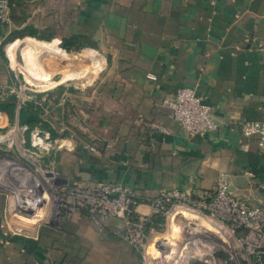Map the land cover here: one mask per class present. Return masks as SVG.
<instances>
[{"label":"crops","instance_id":"1","mask_svg":"<svg viewBox=\"0 0 264 264\" xmlns=\"http://www.w3.org/2000/svg\"><path fill=\"white\" fill-rule=\"evenodd\" d=\"M11 5L9 23L0 25V84L21 91L22 104L41 93L40 107L48 112L42 117L57 133L54 140L38 131L32 134L37 143L30 138L31 146L42 149L41 170L55 173L62 185L130 187L137 213L144 216L151 215L150 203L160 190L212 193L219 172L227 173L236 197L264 207V150L238 128L243 121L264 120V0H11ZM66 42L82 48L68 52L61 47ZM180 87L194 88L211 105L215 132L188 136L173 122L165 101ZM0 115V134L24 141L26 128L18 126L17 112L13 122ZM34 195L16 214L13 201L0 193V264H145L122 238L120 217L98 223L82 211L37 225L30 219ZM191 211L176 215L222 233L223 223ZM171 216L155 224L168 228ZM154 227L146 228L150 237L160 231Z\"/></svg>","mask_w":264,"mask_h":264},{"label":"built area","instance_id":"2","mask_svg":"<svg viewBox=\"0 0 264 264\" xmlns=\"http://www.w3.org/2000/svg\"><path fill=\"white\" fill-rule=\"evenodd\" d=\"M10 14L9 0H0V25L9 23ZM148 78L155 80L152 75ZM10 95H16L17 107H19L23 101L21 91L17 92L14 88L0 84V103ZM35 103L42 105L41 101ZM165 104L173 122L188 136H206L217 130L218 125L212 115L211 105L199 96L194 88H178ZM43 113L48 112L45 109ZM154 127L166 132L162 126L154 125ZM238 128L242 136L255 139L259 148L264 150V120L243 121L238 123ZM16 142L11 133L0 134V145L11 147L16 145ZM22 150L24 155L33 159L23 148ZM89 150L96 151L93 146ZM60 194L56 207L58 219H70L75 213L82 211L87 212L98 223L111 217H120L123 221L122 238L146 263H148L147 248L151 238L146 230L147 226L154 225L156 230L166 227L165 223L156 225L155 219L162 218L166 221L170 215H176L180 209L209 215L231 231L244 230L245 235L240 238V242L253 243L256 248H264V207H252L244 199L236 197L230 190L229 177L225 172L217 174L214 189L210 194L194 196L179 189L160 190L150 203V216L137 213L138 200L135 191L121 183L90 186L62 185Z\"/></svg>","mask_w":264,"mask_h":264},{"label":"rangeland","instance_id":"3","mask_svg":"<svg viewBox=\"0 0 264 264\" xmlns=\"http://www.w3.org/2000/svg\"><path fill=\"white\" fill-rule=\"evenodd\" d=\"M52 112L53 115H58L55 108ZM67 114L70 115L68 119H72V112ZM32 134L34 133H31V137L34 138L35 135ZM34 142H38L37 138H34ZM16 146L15 148H12L13 145L11 148L5 145L0 146V193L9 197L11 202L13 201L9 205H12V211L18 214L23 210L18 206L17 199L21 194L26 196L35 186L33 194H35L36 204L30 209V212L34 210L30 219L38 223L37 225L58 222L60 219L57 218L56 207L61 197L63 181L55 173L41 170L36 156H33L35 161L23 154L22 139L17 140ZM50 210H52V217L49 214ZM174 220L180 223V226L183 224L181 237L170 240L174 242V244L171 243L174 245L173 248L163 244L154 252L157 254L149 259L148 264H184L191 256L206 259L209 264H262L261 256L264 254V248H256L253 243L240 242V238H237L231 229L224 226L221 233V230L212 225L209 229L220 233L213 234L191 224L192 222L182 221L178 215H175ZM13 225L20 228L16 221H13ZM167 229L166 224V227L157 231L149 242L151 243L153 238L167 237Z\"/></svg>","mask_w":264,"mask_h":264},{"label":"trees","instance_id":"4","mask_svg":"<svg viewBox=\"0 0 264 264\" xmlns=\"http://www.w3.org/2000/svg\"><path fill=\"white\" fill-rule=\"evenodd\" d=\"M9 2L12 7L11 0H9ZM36 38L38 40H46L39 37ZM61 47L68 52L79 51L82 48L81 45H74L72 42L63 43ZM40 97L41 93L33 94V101H27L21 104L16 110L17 97L16 95H10L4 102L0 103V112L5 113L10 122L14 121L15 114L17 112L18 126L26 128L24 131V148L37 157V161L43 168L42 159L40 158L42 149L38 146H31V133L38 131V135L43 136V132H46L49 135L48 140H54L57 137V133L55 129L50 126L48 121L43 119L42 115L44 114V110H42L38 104L34 103L35 101H39ZM0 117H2V115H0ZM261 261L262 264H264V254L261 256Z\"/></svg>","mask_w":264,"mask_h":264},{"label":"bare ground","instance_id":"5","mask_svg":"<svg viewBox=\"0 0 264 264\" xmlns=\"http://www.w3.org/2000/svg\"><path fill=\"white\" fill-rule=\"evenodd\" d=\"M75 63V62H74ZM77 65V64H76ZM78 67V66H77ZM33 192H34V189H30L29 192L27 193V195L25 196H22L23 194H21L19 196V198L17 199V202H18V206L21 208V210H26L27 209V200H28V203L32 201L30 200V196L33 195ZM18 193V192H17ZM30 195V196H29ZM22 196V197H21ZM16 198V197H15ZM184 210H188L190 211L189 209H180L177 213H183ZM52 210H50V217H52V213H51ZM192 212V211H191ZM195 212V211H194ZM196 213V212H195ZM181 226H177L175 221H174V215H172L169 219V222H168V236L167 237H164V238H154L153 241L148 245V248H147V257H148V261L150 258L153 257V254L155 251H157L158 249H160L159 247L162 245V244H165V246H168V247H171L173 248L174 245V242L170 241V240H173L175 238H177L179 236V233L181 232ZM172 243V244H171ZM171 250V249H170Z\"/></svg>","mask_w":264,"mask_h":264},{"label":"water","instance_id":"6","mask_svg":"<svg viewBox=\"0 0 264 264\" xmlns=\"http://www.w3.org/2000/svg\"><path fill=\"white\" fill-rule=\"evenodd\" d=\"M184 264H209V262L201 257L191 256L185 261Z\"/></svg>","mask_w":264,"mask_h":264}]
</instances>
